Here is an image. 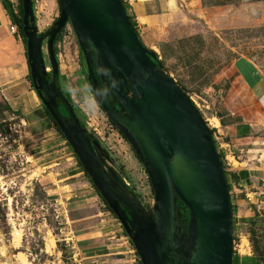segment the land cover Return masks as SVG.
Returning a JSON list of instances; mask_svg holds the SVG:
<instances>
[{
	"label": "rangeland",
	"instance_id": "1",
	"mask_svg": "<svg viewBox=\"0 0 264 264\" xmlns=\"http://www.w3.org/2000/svg\"><path fill=\"white\" fill-rule=\"evenodd\" d=\"M128 1L135 0H122L124 9ZM32 4L41 33L58 17V2L32 0ZM145 7L157 17L138 40L155 53L164 72L213 129L227 177L231 170L248 168L252 175L264 178V113L258 100L243 88L235 65L245 60L264 79V0H145ZM53 51L59 88L69 95L74 113L107 152L106 169L113 167L130 195L150 209L154 196L148 175L128 141L98 106L68 21L55 36ZM42 56L50 77L45 41ZM85 97L91 104L84 102ZM22 116L8 111L0 100V264H141L119 220L87 180L66 139L48 118L41 123V116L35 115L38 121L31 123ZM235 123H250L251 134L236 138ZM253 182L264 187L261 179ZM229 196L234 202L238 197L244 209L232 224L235 240L241 233L240 252L249 241L264 253V203H244V193L233 188Z\"/></svg>",
	"mask_w": 264,
	"mask_h": 264
},
{
	"label": "water",
	"instance_id": "2",
	"mask_svg": "<svg viewBox=\"0 0 264 264\" xmlns=\"http://www.w3.org/2000/svg\"><path fill=\"white\" fill-rule=\"evenodd\" d=\"M59 15L36 29L21 0V29L33 88L92 184L119 220L141 264H232L231 203L209 127L183 89L144 47L121 0H57ZM70 23L91 92L141 161L154 201L146 210L106 169L56 81L55 36ZM45 41L49 77L42 56ZM58 100L66 110L58 109ZM177 199L187 208L180 221Z\"/></svg>",
	"mask_w": 264,
	"mask_h": 264
},
{
	"label": "crops",
	"instance_id": "3",
	"mask_svg": "<svg viewBox=\"0 0 264 264\" xmlns=\"http://www.w3.org/2000/svg\"><path fill=\"white\" fill-rule=\"evenodd\" d=\"M10 2L15 12L17 4L14 3V0H10ZM126 6H128L125 8L126 13L134 22L138 36H140V32L143 33L145 28H152L154 26V21H156L157 16L146 10L147 7H145V0H135L134 2L128 1ZM10 22V16L0 0V100L3 101L6 109V105L9 107L7 110L11 113L15 112L22 114L23 116L21 119L24 122H26L25 118L31 123L38 121L34 119L35 115H37L41 116L40 121L42 123L44 117H48L44 110L42 112V105L39 106L36 103V101H39V97L31 87L30 81L27 77L28 66L22 40L7 33ZM241 62L248 67L246 70L242 69L240 65ZM235 63L236 70L239 71L240 77L243 79V88L258 100V105L261 109L260 111L264 113V79L260 76L258 71H256L245 60H237ZM262 113H260V115ZM252 129L250 123H235L233 126V133L236 138H242L243 136H247V134H251ZM224 169H226L225 166ZM229 174L228 183L231 188L244 193L245 199H242L244 200V203L247 201H258L260 204L264 203V199L262 200V198H264V187L253 182V179H256V181L258 179L264 181V178H258L252 175L248 168L231 170ZM230 201L233 211L234 205H236V214H234L233 211L231 213L234 224V217H239L244 209L241 208V205L243 204H241V200L238 197L235 198V202L232 200ZM235 224H239V222H236ZM238 234H241L240 231ZM240 245L241 242L238 247L233 250L232 264H264V253L260 252L259 249L252 247L249 241L247 246L244 245V252H240Z\"/></svg>",
	"mask_w": 264,
	"mask_h": 264
},
{
	"label": "trees",
	"instance_id": "4",
	"mask_svg": "<svg viewBox=\"0 0 264 264\" xmlns=\"http://www.w3.org/2000/svg\"><path fill=\"white\" fill-rule=\"evenodd\" d=\"M121 2H122V0H121ZM1 3L3 4V7L6 9V11L8 12V14H9V16H10V20H11V22L13 23V24H15L16 26H17V32H18V34L20 35V37H21V40H22V43H23V46H24V49H25V54H26V48H25V46H26V38H25V36H24V33H23V31H22V29H21V20H22V4H21V0H18V3H17V5H16V10H15V12H14V9L12 8V5H11V2H10V0H1ZM59 6V5H58ZM125 8H126V6H125ZM127 16H128V18H129V20H130V22H131V24H132V26H133V28H134V31L136 32V34H137V36H138V33H137V31H136V28H135V26H134V22L132 21V19H131V17L127 14ZM55 20V19H54ZM55 40V39H54ZM78 48H79V46H78ZM80 49V48H79ZM81 51V50H80ZM156 64L158 65V66H160V67H162L161 66V62L158 60V59H156ZM27 77H28V79H29V81H30V84H31V87L33 88V84H32V82H31V78H30V74H29V67H28V75H27ZM56 84H57V86H59L58 85V82L56 81ZM34 89V88H33ZM64 95H65V97L67 98V100L72 104V101H71V99H70V97H69V95L68 94H65V93H63ZM96 100V99H95ZM97 102V101H96ZM192 102V101H191ZM97 104H98V102H97ZM42 105V107H43V110H44V112H45V114H46V116L49 118V120L52 122V124H53V126H54V128L56 129V131L64 138V136H63V134H62V132L60 131V129L58 128V126H57V124L55 123V121L53 120V118L51 117V115L49 114V112L47 111V109L43 106V104H41ZM98 106L100 107V109L102 110V108H101V106L98 104ZM6 107H7V109H9V107L6 105ZM58 109H59V111L61 112V113H63V114H66V110H65V108L63 107V105L61 104V102L58 100ZM200 113V112H199ZM202 116V115H201ZM203 118V117H202ZM109 119V118H108ZM109 121H110V119H109ZM205 122V121H204ZM110 123L112 124V125H114L115 126V128L118 130V132L120 133V135L126 140V138L124 137V135L120 132V130L116 127V125L113 123V122H111L110 121ZM80 124H81V126L83 127V129H84V133L89 137V139L91 140V141H94L96 144H97V147H98V150H99V154L100 155H102V160H103V164L104 165H107V161H110V158H109V156H108V154H107V152L100 146V144L98 143V140L96 139V138H94L87 130H86V128L84 127V125L80 122ZM209 130H210V132H211V134L213 133V129L212 128H209ZM65 139V138H64ZM214 141V140H213ZM135 153V152H134ZM135 155H136V157L138 158V156H137V154L135 153ZM219 157H220V160H221V162H222V156H221V154L219 155ZM76 158V162H77V164H78V166L81 168V170H82V172L84 173V175L86 176V178H87V180L88 181H90L91 182V180H90V178L88 177V175L86 174V172L84 171V169L82 168V166H81V164H80V162H79V160L77 159V157H75ZM139 159V158H138ZM221 166H222V169H223V172H224V174H225V177H226V181H227V186H228V190H230V188H231V186H230V184L228 183V177H227V171H225V169H224V164H223V162H222V164H221ZM109 168L111 169L112 168V170L115 172V174H116V176H117V178H118V181L120 182V185H122L123 186V188L130 194V190L128 189V186L127 185H125L124 184V182L122 181V178L120 177V175L118 174V172L113 168V167H110L109 166ZM230 175V174H229ZM149 179V178H148ZM149 182H150V180H149ZM92 183V182H91ZM93 185V184H92ZM93 187H94V185H93ZM95 188V187H94ZM150 188H151V191H152V186H151V184H150ZM95 190H96V188H95ZM96 192H97V194L99 195V197L102 199V201L104 202V204H105V206H106V208L113 214V212L110 210V208L108 207V205L106 204V202L104 201V199L101 197V195L98 193V191L96 190ZM152 194H153V191H152ZM177 206H178V210H179V216H180V221L181 222H183V223H185L186 221H187V218H188V215H187V212H188V210H187V208L184 206V204L182 203V202H180V200L179 199H177ZM230 203H231V201H230ZM232 211H233V208H232V205H231V213H232ZM114 215V214H113ZM114 217H116L115 215H114ZM231 222H232V224H233V218H232V216H231ZM232 231H233V228H232ZM124 234L127 236V234L124 232ZM232 238H233V236H232ZM130 241V240H129ZM130 243H131V241H130ZM135 253H136V251H135ZM137 254V253H136ZM141 263V262H140Z\"/></svg>",
	"mask_w": 264,
	"mask_h": 264
},
{
	"label": "built area",
	"instance_id": "5",
	"mask_svg": "<svg viewBox=\"0 0 264 264\" xmlns=\"http://www.w3.org/2000/svg\"><path fill=\"white\" fill-rule=\"evenodd\" d=\"M7 32L9 35L21 39L20 35L17 32V26L15 24H13L12 22H10L8 29H7ZM240 242H241V235L237 234L236 240H235V238H232V249L233 250L236 249L238 247V245L240 244Z\"/></svg>",
	"mask_w": 264,
	"mask_h": 264
},
{
	"label": "clouds",
	"instance_id": "6",
	"mask_svg": "<svg viewBox=\"0 0 264 264\" xmlns=\"http://www.w3.org/2000/svg\"><path fill=\"white\" fill-rule=\"evenodd\" d=\"M32 6H33V4H32ZM84 102H85L86 104H91L92 101H91L88 97H85Z\"/></svg>",
	"mask_w": 264,
	"mask_h": 264
},
{
	"label": "bare ground",
	"instance_id": "7",
	"mask_svg": "<svg viewBox=\"0 0 264 264\" xmlns=\"http://www.w3.org/2000/svg\"><path fill=\"white\" fill-rule=\"evenodd\" d=\"M46 70H48L47 66H46ZM214 121H216V119Z\"/></svg>",
	"mask_w": 264,
	"mask_h": 264
}]
</instances>
